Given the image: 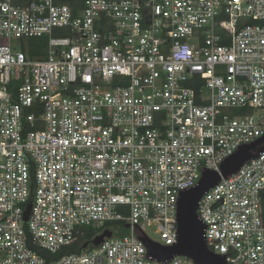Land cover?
I'll return each mask as SVG.
<instances>
[{
	"label": "built area",
	"instance_id": "1",
	"mask_svg": "<svg viewBox=\"0 0 264 264\" xmlns=\"http://www.w3.org/2000/svg\"><path fill=\"white\" fill-rule=\"evenodd\" d=\"M263 136L264 0H0V264H194L140 237ZM262 192L264 150L197 202L227 264H264Z\"/></svg>",
	"mask_w": 264,
	"mask_h": 264
},
{
	"label": "water",
	"instance_id": "2",
	"mask_svg": "<svg viewBox=\"0 0 264 264\" xmlns=\"http://www.w3.org/2000/svg\"><path fill=\"white\" fill-rule=\"evenodd\" d=\"M264 150V136L248 145L239 147L232 155L225 158L219 172L203 168L198 182L182 188L177 195V234L176 240L170 246L160 245L141 236L140 240L146 246V257L166 262L175 255L191 258L194 264H227L222 254H216L207 248L204 239L206 224L198 217L196 209L200 197L220 181L221 176L227 177L236 172L247 160ZM256 152V153H255ZM103 236L110 237L111 232L105 230L92 239L93 245H98ZM87 243L83 245L86 247Z\"/></svg>",
	"mask_w": 264,
	"mask_h": 264
},
{
	"label": "trees",
	"instance_id": "3",
	"mask_svg": "<svg viewBox=\"0 0 264 264\" xmlns=\"http://www.w3.org/2000/svg\"><path fill=\"white\" fill-rule=\"evenodd\" d=\"M34 45H37V47L35 48ZM42 47H44V40H31L30 41V47L28 49V53L29 55H36L37 53H39L38 49H42ZM260 200H261V204H260V210H261V216H262V220L264 223V192L261 193L260 196ZM110 230H112V228H109ZM117 233H115L114 230H112V235L115 234H122L124 233L126 230L122 227V226H118L117 227ZM111 232V231H110ZM102 233V232H101ZM101 233L98 234L101 235ZM94 235H92V233H90L89 231H87L85 233V235L83 237H81L80 239H78L71 247V250L76 251L78 249L81 248V246H83L85 243H87L88 245H90L92 243V238ZM107 236H103V239L106 238Z\"/></svg>",
	"mask_w": 264,
	"mask_h": 264
},
{
	"label": "rangeland",
	"instance_id": "4",
	"mask_svg": "<svg viewBox=\"0 0 264 264\" xmlns=\"http://www.w3.org/2000/svg\"><path fill=\"white\" fill-rule=\"evenodd\" d=\"M145 233L151 238L152 240L157 239V236L153 233L151 228H146Z\"/></svg>",
	"mask_w": 264,
	"mask_h": 264
}]
</instances>
